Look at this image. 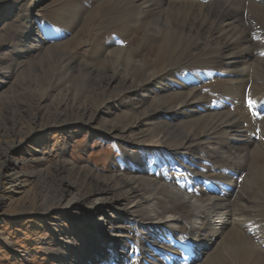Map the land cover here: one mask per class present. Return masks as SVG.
I'll list each match as a JSON object with an SVG mask.
<instances>
[{
	"label": "bare ground",
	"instance_id": "6f19581e",
	"mask_svg": "<svg viewBox=\"0 0 264 264\" xmlns=\"http://www.w3.org/2000/svg\"><path fill=\"white\" fill-rule=\"evenodd\" d=\"M39 8L45 16L19 19L9 40L17 58L34 55L23 77L59 88L61 103L122 108L108 131L128 157L116 166L123 173L79 167L76 183L67 163L56 176L39 172L44 211L72 192L71 204L104 214L132 198L123 220L100 219L132 242L106 264H264V0H42ZM78 238L89 250L107 239L81 228ZM98 242L102 251L115 239ZM67 253L71 264L83 260Z\"/></svg>",
	"mask_w": 264,
	"mask_h": 264
},
{
	"label": "rangeland",
	"instance_id": "374dc122",
	"mask_svg": "<svg viewBox=\"0 0 264 264\" xmlns=\"http://www.w3.org/2000/svg\"><path fill=\"white\" fill-rule=\"evenodd\" d=\"M41 1L0 0V264H71V253L67 252L72 250L77 251L80 259L84 253L83 260L73 264H99L103 259L111 260L114 254L127 253L125 249L130 253L132 242L128 237L121 234L114 238L115 225L111 229V224L105 222L104 225L100 219L105 220L104 215H110L123 220V215L133 210L132 198L124 211L105 208L103 210L110 212L104 214L90 210V203L71 204L79 197L72 192L65 195L58 209L45 212L37 179L39 172L56 176L66 163L71 169L68 178L72 183H76V175L82 173L79 167L86 166L101 176L125 168L116 167L123 158H128L121 151L123 140L108 131L111 125L118 123L122 108L102 102L97 110L90 99L86 102L69 98L61 103L59 88L52 90L50 83L37 84L29 76L25 80L23 70L35 64L34 55L20 52L17 58L9 49V40L19 30V19L36 14L39 18L45 16L39 8ZM68 48H73V44ZM75 63L70 71L78 69V61ZM220 75L217 74L218 79L224 78ZM18 92L22 95L20 100ZM72 104L83 109L75 112L69 107ZM92 118L94 120L87 123ZM262 180L264 182V175ZM53 183L58 187V183ZM126 192L128 186L121 189V194L128 196ZM83 223L96 227H85ZM80 228L91 238L100 232L107 239L98 241L112 248L100 251L96 248L100 242L96 240L94 249L89 250L88 243L83 245L78 238ZM113 239L115 244L109 245ZM100 254L102 259L94 261L93 257Z\"/></svg>",
	"mask_w": 264,
	"mask_h": 264
}]
</instances>
